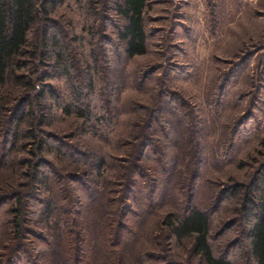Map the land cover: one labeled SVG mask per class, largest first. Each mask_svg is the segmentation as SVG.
Wrapping results in <instances>:
<instances>
[{
	"label": "rangeland",
	"instance_id": "rangeland-1",
	"mask_svg": "<svg viewBox=\"0 0 264 264\" xmlns=\"http://www.w3.org/2000/svg\"><path fill=\"white\" fill-rule=\"evenodd\" d=\"M116 1L58 0L48 26L63 42V68L47 58L16 70L25 82L10 77L0 88V264L16 251L21 264H57L37 247L38 237L53 234L42 214L47 180L32 179L37 167L64 200L67 218L86 228L88 264H207L192 239L177 240L164 224L169 213L179 219L190 206L209 212L217 254L251 263L240 197L230 195L264 162V0H153L145 11L147 53L133 58L117 37ZM91 78L88 99L97 116L113 122L97 124L99 134L87 132L57 101L35 102L36 115H44L39 138L67 153L48 145L40 161L33 141L17 139L10 118L34 93L26 82L49 86L67 103ZM75 152L94 153L101 167L87 173L84 161L70 158ZM85 176L86 184L75 181ZM155 184L152 204L141 205L136 193L148 195ZM19 194L20 239L9 211L19 206ZM118 205L130 231L122 247L106 250L102 223L120 221Z\"/></svg>",
	"mask_w": 264,
	"mask_h": 264
},
{
	"label": "trees",
	"instance_id": "trees-1",
	"mask_svg": "<svg viewBox=\"0 0 264 264\" xmlns=\"http://www.w3.org/2000/svg\"><path fill=\"white\" fill-rule=\"evenodd\" d=\"M58 0H0V88L4 86L10 77H14L18 83L25 82L26 76L24 74H16V70L31 65H41L47 58L54 59L55 67H62L60 65L64 61L63 42L57 32H50L48 22H50V15L57 7ZM153 0H117L115 9L122 18V24L117 31L119 40L125 43V53L128 57L144 55L148 50V36L145 28V11L149 3ZM39 26L42 27L39 29ZM34 34V38L31 35ZM48 60V59H47ZM63 68V67H62ZM69 70L68 68H65ZM48 79V78H47ZM26 83L31 86L33 95L27 94L23 96L18 105L10 113L12 123L16 125V129L21 131V125L27 123L29 117H33L26 130L15 131L17 139L27 137L33 141L35 150L33 153L39 156L40 161L44 160V152L47 151V146L50 145L51 150L57 153L66 155V151L59 146H55L52 142L48 144L44 137H40L42 133V126L44 124V115L41 117L36 115L34 110L35 102L41 106L46 99L57 101L60 107L63 108L64 113L74 114L77 118L82 120L83 127L90 132L99 134L96 125L108 121L106 117L97 116L94 106L88 99L89 94L94 90L92 78L88 82L87 90L74 89L69 96V102L64 103L58 98L55 90L49 86H41L40 84H32L28 80ZM47 88V89H46ZM36 98V101H35ZM27 105V106H26ZM39 106V107H41ZM29 109L27 110V108ZM111 115V114H110ZM43 116V117H42ZM181 117H183L181 115ZM68 156V155H67ZM70 158L76 161H84L89 170L99 169L101 167V160L99 156L94 153L78 152L72 153ZM37 170L32 174L33 180L42 181L47 180V190L49 196L45 199L42 209V214L46 216V222L49 223L53 230V234L38 237L37 247H41L42 251H49L52 261L57 264H88L90 261V252L87 251V234L83 223L79 222L77 218L74 221L67 218L65 205L59 194L54 188L53 183H50L43 173ZM3 165L0 162V175L2 174ZM85 179L78 178L75 181L79 183ZM40 181V182H41ZM49 182V183H48ZM89 181H87L88 183ZM83 183L81 186L84 185ZM137 184V183H136ZM136 184L134 186L136 187ZM157 185H150L147 193H143L142 189L136 193L135 199L141 200L140 204H152V195L150 194ZM230 197H240L239 215L243 220V232L248 239V254L251 258V263L247 264H264V162L260 164L255 174L252 176L250 182L246 185L238 184L233 187ZM126 190V189H125ZM242 191V192H241ZM88 192V189L86 190ZM92 193V192H91ZM88 193V196L93 194ZM133 192L129 190V195ZM228 196V193L226 192ZM225 195V197H227ZM90 196V197H91ZM224 197V198H225ZM71 198V197H70ZM143 198H145L143 200ZM71 201V199H70ZM74 200L72 199V202ZM19 206H10V213L14 221V229L17 231L15 237L20 239L21 236V206L22 196L19 194ZM19 207V208H18ZM119 207V205H118ZM116 207V208H118ZM117 210V209H116ZM115 210V211H116ZM127 213L123 218L127 217ZM115 215V213H110ZM123 209L119 207L118 212L114 218H119L117 224H112L106 221L105 217L102 223V233L99 241L106 250H116L122 247L127 239L129 225L123 223L121 216ZM207 211L201 210L196 206H190L186 210V214L182 218H174L173 213H169L164 224L168 234L177 240L192 239V248L195 254L203 257L207 264H237L232 258L226 254L216 253L211 238V219ZM79 227V228H78ZM73 229V230H72ZM89 241V246L91 245ZM18 252L11 254L6 261V264H21V258ZM35 257V256H33ZM23 264H41V262L34 258L32 262L28 258Z\"/></svg>",
	"mask_w": 264,
	"mask_h": 264
}]
</instances>
